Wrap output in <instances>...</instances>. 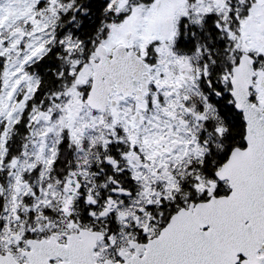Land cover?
Instances as JSON below:
<instances>
[{"label": "snow or ice", "instance_id": "6c2138e0", "mask_svg": "<svg viewBox=\"0 0 264 264\" xmlns=\"http://www.w3.org/2000/svg\"><path fill=\"white\" fill-rule=\"evenodd\" d=\"M0 264H264V0H0Z\"/></svg>", "mask_w": 264, "mask_h": 264}]
</instances>
